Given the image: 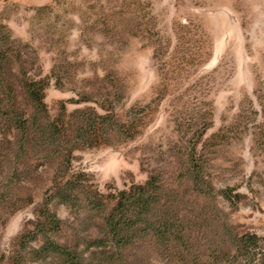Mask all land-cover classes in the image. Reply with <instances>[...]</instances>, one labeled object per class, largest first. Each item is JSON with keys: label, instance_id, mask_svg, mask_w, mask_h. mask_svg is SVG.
Instances as JSON below:
<instances>
[{"label": "rangeland", "instance_id": "obj_1", "mask_svg": "<svg viewBox=\"0 0 264 264\" xmlns=\"http://www.w3.org/2000/svg\"><path fill=\"white\" fill-rule=\"evenodd\" d=\"M151 178V214L199 260L146 226L120 254L89 243ZM246 232L264 236V0L0 5V264H217Z\"/></svg>", "mask_w": 264, "mask_h": 264}, {"label": "trees", "instance_id": "obj_2", "mask_svg": "<svg viewBox=\"0 0 264 264\" xmlns=\"http://www.w3.org/2000/svg\"><path fill=\"white\" fill-rule=\"evenodd\" d=\"M44 92V87H41L38 92L34 89H29V95L40 109L44 108L45 105ZM155 182L156 179L151 178L145 184L121 190L118 195H115L113 209L105 216L103 221L105 234L103 238L95 239L93 242L89 241L91 246L105 252L108 251L110 254L113 253V255L120 254L124 249L137 246L140 241L137 234L141 231L142 226H146L147 236L145 238H148V243H162L169 249L167 252L162 251L161 256L164 255L170 259L172 257H178L179 259L188 258L189 256L195 257L197 253L190 251L188 246L184 244V237L179 238L180 234H176L175 230H170L169 227L171 226L169 224V226L166 223H164L165 226L159 225L160 222L155 220L151 214L150 205L158 191ZM70 194V190H65L58 197L62 201L69 202ZM48 213L45 220L47 228L46 239L49 241L51 239L48 234L50 232H60L61 227L57 215L51 211ZM230 243L225 251H221L224 260L217 264H264V236L252 232L231 234ZM48 245H50V242ZM49 249L50 247H48ZM54 249L62 257L70 256L69 249ZM196 260H199L198 255L195 257ZM155 262L160 261L151 259L150 264ZM160 263L169 264L170 262L164 263L162 260Z\"/></svg>", "mask_w": 264, "mask_h": 264}, {"label": "built area", "instance_id": "obj_3", "mask_svg": "<svg viewBox=\"0 0 264 264\" xmlns=\"http://www.w3.org/2000/svg\"><path fill=\"white\" fill-rule=\"evenodd\" d=\"M10 1H12V0H0V5L4 4V3H7V2H10Z\"/></svg>", "mask_w": 264, "mask_h": 264}]
</instances>
